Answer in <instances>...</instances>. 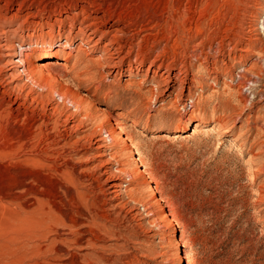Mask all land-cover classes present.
<instances>
[{
	"label": "rangeland",
	"instance_id": "rangeland-1",
	"mask_svg": "<svg viewBox=\"0 0 264 264\" xmlns=\"http://www.w3.org/2000/svg\"><path fill=\"white\" fill-rule=\"evenodd\" d=\"M59 1L0 0V8L15 16L11 34L27 40L38 36L37 24ZM113 1L129 18L132 61L138 54L145 60L140 75L116 81L85 62L97 61L100 53L74 48L68 66H56V74L62 71L59 90L49 103L29 100L19 108L0 90V264H264V93H257L264 76L255 77L264 70V53L239 50L258 37L264 51V0ZM199 25L213 43L193 42ZM67 52L50 63L55 66ZM7 54L0 50V67ZM158 56L177 76L170 98L162 81L157 86L143 77ZM76 57L82 60L76 63ZM214 64L223 74L227 65L236 66L260 84L243 89L238 85L244 80L226 78L217 86L206 70L213 72ZM193 80L195 102L188 96ZM65 91L68 113L75 111L70 100L81 96L84 115H91L81 131H71L68 122L66 149L54 142L67 138L64 125L49 119ZM103 108L110 110L108 118L100 114ZM93 133L111 148L107 167L127 186L116 208L98 182L97 150L83 140ZM156 202L172 224L163 221ZM65 218L75 232L68 227L63 237L36 238L30 245L46 250L26 254L22 236Z\"/></svg>",
	"mask_w": 264,
	"mask_h": 264
},
{
	"label": "bare ground",
	"instance_id": "bare-ground-1",
	"mask_svg": "<svg viewBox=\"0 0 264 264\" xmlns=\"http://www.w3.org/2000/svg\"><path fill=\"white\" fill-rule=\"evenodd\" d=\"M4 8L5 6L3 8H0V39L3 38V40H5V44L0 43V50L5 49L8 54L6 55V64L3 63V65H1L0 67V90L1 94H3L4 97H11L13 104L19 108L21 107V103L25 104V102H28L29 100L34 101L33 103L36 102L38 105H43L46 101H48V103L50 102V95H53L56 91L58 93L59 90V87L57 88L56 83L58 82V76L62 71H59V75L56 74V66H60L59 68H61V66L66 68V66H68L69 56L71 55V51L74 48H86L88 50H91V52L93 53H100L97 61L85 62L91 63L92 65L96 66V68H104L105 70H107L106 74L110 77H113L116 81L122 80L125 77L131 80V78L140 75L143 71L142 67L145 65V60L141 59L139 54L136 56V60L132 61V56L134 55V48L136 45L133 41H130L131 39L127 37V30L130 26L129 18L128 16L124 15V13L118 11V7L113 0H60L58 7H56V11H54V13H52V15L47 20L41 19V21L37 24L41 28L39 31H37L38 36L27 38V40L24 39V37L18 38L16 36V32L11 34L12 31L8 29V27L10 26L9 24L12 23L11 20H13L15 16L13 18H9L4 15L5 13H2V9ZM263 20L264 18L262 19V21ZM262 24L264 27V22ZM57 26L59 27L58 33H56ZM203 27L204 26L202 25H199L197 27V33L193 36L192 40L194 42L199 39V45L207 46L212 42V39L211 37L206 36V32L203 31ZM46 28H48L49 30L45 31ZM16 38L19 39V43H16ZM260 39L261 38L258 37H255L253 39L250 38L248 43L241 42L242 44H244L243 48L237 49L241 50L243 53H246L249 56H256L258 52L264 53V51L258 48V43H260L261 41ZM235 45L239 46L238 43H236ZM66 50H69V52H67V57L61 60V62H56V65L53 66L52 63H50V60H59L60 55L58 54V52L65 53ZM35 51L38 52V54H36ZM232 52H230V57L233 54ZM35 55L38 58L37 63L33 62ZM2 57L0 56V58ZM247 57L241 56L242 59H246ZM164 59L161 56H158L150 64V67L146 70V74H144L143 77L145 78V81H151L152 83L157 84V86L162 81V83L164 84L163 86H166L165 92H167L166 94L169 93L168 97L170 98L173 95V88L178 85L176 82L174 83L172 78L174 77L173 79L177 80V76L175 74V76L172 77V66L168 64L166 65ZM81 60L82 58L76 57V63L80 62ZM157 64L158 67H156ZM9 66H11L10 73L3 76L2 72L4 71L5 67L8 68ZM164 67L166 71L162 72L161 69ZM245 67L246 64H243L241 67L242 69H244V73L247 72ZM212 69L213 72L210 71V68H206L211 76L214 74L212 76V79L217 86L220 84V81L222 79L225 81V79L228 78L231 80V82L237 81V79H241L244 81L240 82L238 86L243 87L244 89L245 87L249 86V84H253V86L260 84V81L258 82L257 78L262 79V75L264 76V70L262 67L255 76L257 77L256 81L248 78L247 75L238 72L239 68H237L236 66L230 67L229 65H227V69L225 71L226 73L224 74L219 70L217 64H214V67ZM180 73L181 71H179V75ZM6 78L8 80H6ZM62 85L64 86V83H62ZM196 85H198V81L193 80L190 87L188 88V96L193 98L192 100L194 102V96H196V93H194ZM55 88L57 90H55ZM35 89H37V91ZM201 89L203 90L202 87ZM257 89L258 94L264 93V85L263 89ZM255 92L256 89L252 94H255ZM59 93L61 92L59 91ZM11 94H13V98ZM81 98L82 97L79 96L70 100L72 107L75 109L74 113H68L67 91H65L63 95H60V99H62L63 104L62 106L61 104L57 103H54L51 106V115L49 116V119L50 117L55 119L58 125L63 124L65 128V131H63V133L65 132V135L67 136L65 141L63 140V138V141L58 139L54 140V142L57 145H61V147L64 149L68 148V122H72L69 128L71 131H81L86 128L87 122L91 119V115H84L87 110L85 103L86 100L84 101ZM244 99H246L248 103L251 102V98L249 99L248 97H245ZM191 106L192 109H194V103H191ZM184 107H186V103ZM101 111L102 112H100V114L103 113L105 115L108 114L110 110H108L107 108H103ZM103 114L101 117H103ZM106 116H109V114L105 115L104 117ZM113 137L114 136H112V139ZM172 138H179V135H175ZM83 140L88 142L89 146L94 145L97 150V155L95 157L97 166L95 167V172L98 175V182H101L105 188L104 193L107 194V202L109 203V205L112 208H116V203L120 201L122 193L127 188V186L124 185V181H122V179L119 177L121 175H118L115 171H113L112 168L107 167L111 164V162L109 160H105L104 158L111 156V148H109L104 143L103 139L98 138L97 133L86 135ZM121 140L122 139H120V141ZM131 178L133 177L129 175V180ZM156 203L163 213V221L169 222L168 214L161 208L158 202ZM68 227L70 229L72 228V231L75 232L76 226L72 224V226L70 227L68 225V218H65L62 223L54 222L53 225H48L43 231L40 232V234L33 231L32 233L29 232L30 234L21 237L23 240V242H21L23 246L22 249L25 250L27 255L37 256L38 254L44 252L46 248H42L36 245L32 246L30 245L31 241L35 240L36 238H40V240L47 239L50 241V237L52 236L63 237L61 235L62 231H68ZM180 239L182 240V238ZM56 245H58V242L52 241V246ZM177 256V260L180 262L182 260L180 251L179 253H177Z\"/></svg>",
	"mask_w": 264,
	"mask_h": 264
}]
</instances>
